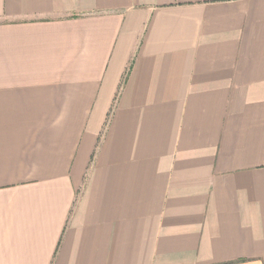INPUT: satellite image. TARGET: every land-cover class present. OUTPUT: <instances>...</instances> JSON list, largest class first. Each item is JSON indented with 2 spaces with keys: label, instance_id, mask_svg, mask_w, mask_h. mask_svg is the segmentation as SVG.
<instances>
[{
  "label": "crops",
  "instance_id": "crops-1",
  "mask_svg": "<svg viewBox=\"0 0 264 264\" xmlns=\"http://www.w3.org/2000/svg\"><path fill=\"white\" fill-rule=\"evenodd\" d=\"M0 264H264V0H0Z\"/></svg>",
  "mask_w": 264,
  "mask_h": 264
}]
</instances>
